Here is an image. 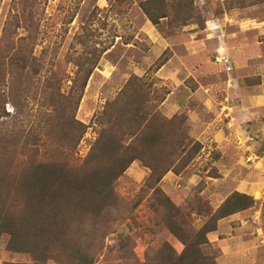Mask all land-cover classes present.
Wrapping results in <instances>:
<instances>
[{
    "label": "trees",
    "instance_id": "1",
    "mask_svg": "<svg viewBox=\"0 0 264 264\" xmlns=\"http://www.w3.org/2000/svg\"><path fill=\"white\" fill-rule=\"evenodd\" d=\"M49 1L15 0L0 40V238L6 239V250L28 255L30 264H97L102 257L110 264H218L219 250L208 235L221 220L253 208L256 201L233 192L207 214L202 227L192 225L189 214L159 185L169 172L180 174L187 168L202 146L188 138L187 116L167 118L161 113L170 91L153 88L135 75L99 113L98 137L88 155L76 158L88 130L77 112L111 44L98 46L90 25H85L75 37L79 49L65 58L73 69L72 75L66 74L57 51L50 61L48 48L38 51L40 8ZM196 1L145 0L140 9L158 28L163 22L170 30L193 24L204 28L206 11ZM263 3L226 0L224 7L230 11ZM167 61L162 58L157 69ZM7 105L12 112L6 111ZM134 162L151 173L128 207L116 185ZM146 197L182 250L163 242L138 262L131 234L121 233L116 248L107 245V239Z\"/></svg>",
    "mask_w": 264,
    "mask_h": 264
},
{
    "label": "rangeland",
    "instance_id": "2",
    "mask_svg": "<svg viewBox=\"0 0 264 264\" xmlns=\"http://www.w3.org/2000/svg\"><path fill=\"white\" fill-rule=\"evenodd\" d=\"M143 1L50 0L40 8L38 51L48 48L49 61L57 51V62L66 74L72 75L73 69L65 58L79 49L75 37L85 25H90L98 46L111 44L90 78L77 112V119L88 130L75 157L88 155L98 137L99 113L133 75L151 82L153 88H166L170 94L160 106L161 113L167 118L187 116V136L202 149L180 174L169 172L159 187L189 214L197 229L233 192L252 196L256 201L253 208L221 220L208 239L219 250L218 264H264V108L249 99L264 93V3L227 11L226 0H197L198 7L206 11L205 27L193 24L170 30L164 22L158 28L146 18L140 9ZM14 3L0 0V40ZM213 19L221 21V32L212 31ZM225 53L233 64L231 73L219 60ZM162 58L168 61L157 69ZM6 111L13 109L7 105ZM249 156L253 157L251 163ZM150 173L134 162L120 178L116 191L126 206L138 199ZM124 232L135 239L138 262H144L149 250L163 242L182 250L148 197L129 220L117 224L107 245L116 248ZM6 243L0 238V264L32 263L28 255L8 252ZM110 262L102 257L97 264Z\"/></svg>",
    "mask_w": 264,
    "mask_h": 264
},
{
    "label": "crops",
    "instance_id": "3",
    "mask_svg": "<svg viewBox=\"0 0 264 264\" xmlns=\"http://www.w3.org/2000/svg\"><path fill=\"white\" fill-rule=\"evenodd\" d=\"M220 20L214 22V26L212 27V31L218 29L220 32L222 31V25ZM215 27V28H214ZM214 28V29H213ZM228 55V54H227ZM230 56V55H229ZM251 99V103L257 107L264 108V93L260 92L258 95H253L249 97ZM228 116V115H227ZM251 139V138H249ZM252 140V139H251ZM254 156V155H253Z\"/></svg>",
    "mask_w": 264,
    "mask_h": 264
},
{
    "label": "built area",
    "instance_id": "4",
    "mask_svg": "<svg viewBox=\"0 0 264 264\" xmlns=\"http://www.w3.org/2000/svg\"><path fill=\"white\" fill-rule=\"evenodd\" d=\"M219 60L224 65L226 72L227 73H231L232 70H233V64L231 62L230 56L225 53L224 55H220ZM247 161L249 163L253 162V157L252 156H249V158L247 159Z\"/></svg>",
    "mask_w": 264,
    "mask_h": 264
}]
</instances>
